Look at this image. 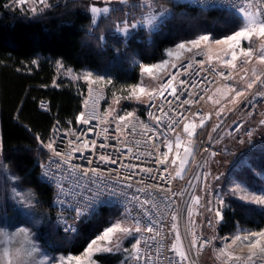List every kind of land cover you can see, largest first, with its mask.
<instances>
[{"label":"built area","instance_id":"built-area-1","mask_svg":"<svg viewBox=\"0 0 264 264\" xmlns=\"http://www.w3.org/2000/svg\"><path fill=\"white\" fill-rule=\"evenodd\" d=\"M184 2L193 8H220L232 12H240L242 9L252 7L255 11L261 9V15L264 16L262 0H184ZM260 42L261 38L253 43L255 50L259 49ZM246 59L245 57L239 58L235 62L236 68H231L213 62L206 48L195 49L163 80L165 82L175 74L172 83L177 89L176 97L169 95L168 90H165L162 99L159 95V87H157L153 90L156 92L155 97L149 95L142 112L134 113L120 123L119 133L114 131L115 124L113 123V119L118 115L109 114L106 110L109 103L107 90L100 86L89 87L85 94L82 112L86 117L95 112L98 119L88 125L78 120L77 125L72 127H64L59 121H55L42 143L46 159L41 167L40 178L54 191L53 207L61 233L75 234L82 217L99 216L103 209L117 207L125 211L130 210L131 217L141 220L142 225L149 224L148 217L151 216L162 229L154 239H149L152 236L150 233L142 231L139 234V252L136 251L132 264H169L166 257H171L175 264L178 257L169 251L173 243L176 244L178 250L188 253L189 260L186 264H264V260L258 257H254V262L248 261L246 258L249 255V248L241 241L238 248H232L230 236L220 233L221 225L225 220L224 206L223 219L219 221L214 212L208 211L209 207L218 206L217 196H222L220 189L213 184L216 172L211 168L212 165L217 163L221 165L218 170H222L231 164L233 158L247 150L264 147V125L260 123L264 120V94H256L249 98L235 111L237 117L228 125L225 135V138L234 144L233 148L220 146L225 139L221 135L222 127L213 131L214 104L220 100V88L232 89L234 87L236 77L250 66L254 57L244 63ZM186 65L191 66L186 71H179ZM221 72L224 73L223 76L220 75ZM182 80L185 81L184 84L180 83ZM185 99L196 101V103L183 104ZM153 103L155 107H152ZM39 109L49 112V102L40 101ZM181 112L187 116V119L179 126L171 124V121L182 119L178 115ZM197 113H201L205 119L210 115V123L204 129L203 134L191 137V145L188 144V137H186L182 147L177 149L176 138L183 136L184 124L191 123L193 127L201 124V116H197ZM155 116L160 117L159 125L153 119ZM140 122L159 130L154 139H148L153 134L146 132ZM227 123L228 121L223 127ZM238 125L242 126L238 127ZM169 126L174 131H170ZM93 127L94 132H89L87 138L88 140L95 139V152L110 154L113 158H117L116 164L99 161L97 155L93 154L90 149H84L78 143L68 145V140H75L77 135L85 129ZM65 133L67 139L64 137ZM53 140L55 143H52ZM101 143L110 147L101 149L99 147ZM169 143L172 144L173 151L168 155V163L157 164V159H162L160 153L167 152ZM49 144H52L51 148ZM185 147L191 149V154L187 155L186 159ZM71 148L80 149L73 153L75 158L72 160V164L78 167L73 171H65L66 166L57 162L67 159V153ZM205 148L208 152L204 151ZM128 149H131V153ZM57 151L65 153L63 158L56 156ZM177 151L180 152L179 157L176 156ZM213 151L218 153L215 157L210 155ZM149 152L153 155L149 156ZM88 159H91V164L87 162ZM173 160L175 164L172 163ZM182 161L184 162L183 169L180 167ZM122 165H137V167L133 169ZM84 167L98 168L100 171L96 174L90 172L89 176L85 177L80 172V169ZM141 168L153 171L142 172ZM165 168H167L166 173L163 172ZM133 171L138 172L139 175L125 180L124 177ZM46 172L47 175H45ZM177 172L180 176H177ZM206 172L212 174L208 176L207 182L203 179ZM161 173L164 174L166 180L153 179V177H159ZM53 174H55V179L52 178ZM198 177L200 179H197ZM61 181L70 186L65 187L64 192L71 191V196L64 198V203L60 202L62 197L56 186ZM124 184H131L132 187H124ZM155 184H159L161 189H170V191H158L156 188L148 187ZM137 189H144V191L137 192ZM134 192L141 199L147 198L155 205V207L151 205L146 207L143 210L146 213L144 216L137 214L138 202L130 199ZM174 193L182 195L174 196ZM196 196L201 197L199 203L195 202ZM166 197L168 199H165ZM173 215L177 217L175 223L178 226L181 243L176 239V231L171 230V225L174 223ZM70 225L76 231L66 230V227ZM193 241H195L194 247L192 246ZM204 241H210V243L205 244ZM137 255L140 259H136ZM237 257L239 259H236Z\"/></svg>","mask_w":264,"mask_h":264},{"label":"trees","instance_id":"trees-1","mask_svg":"<svg viewBox=\"0 0 264 264\" xmlns=\"http://www.w3.org/2000/svg\"><path fill=\"white\" fill-rule=\"evenodd\" d=\"M11 1L0 0V163L21 186L36 192L42 210L54 213V191L40 178L46 159L42 143L55 121L64 127L77 125L88 89L69 74L89 71L111 81V90L129 88L141 81L137 60L154 64L164 60L167 50L180 42L201 33L223 37L240 27L239 17L232 11L179 3L159 29L151 34L137 31L125 39L115 31L110 18L103 17L94 26L83 2L62 0L40 15L27 16L7 7ZM42 100L49 102V112L39 109ZM256 166L264 172V161ZM118 209L107 207L98 219L82 224L72 251L83 252L86 241L103 231L115 214L112 210ZM261 229L264 209L229 202L220 228L222 235ZM36 232L46 249L59 250L67 243L51 222ZM98 260L115 264L108 255Z\"/></svg>","mask_w":264,"mask_h":264},{"label":"rangeland","instance_id":"rangeland-1","mask_svg":"<svg viewBox=\"0 0 264 264\" xmlns=\"http://www.w3.org/2000/svg\"><path fill=\"white\" fill-rule=\"evenodd\" d=\"M60 1L62 0H43V2H41V0H23V2H21V0H13L7 4V7L16 9L23 15L37 16ZM74 1L86 4L93 16L94 26L98 24L101 18H110L115 26V31L125 39L133 36L137 31H144L147 34L153 33L173 14L174 6L176 4L185 3L184 0H151L153 7L150 9L145 5L144 0ZM92 8H95L97 11L93 12ZM104 9H108V11L105 12ZM245 9L253 13L256 12L252 7H247ZM150 14L155 17L151 23L148 22ZM234 14L239 17L241 26L243 23L241 11L234 12ZM122 22L128 23L129 28L127 32H123L117 27L118 25L122 27ZM132 24H135L136 26L131 27ZM257 40L256 37H253L252 47L253 43ZM188 41L180 43H187ZM178 45L167 50V53L169 51L173 52L172 56L167 55L164 60L154 63L163 64V67L154 68L152 73L144 72L140 65L152 66L154 64H142L137 60L135 65L139 66L141 81L138 85L129 88L111 90V84L106 77L89 71H84L81 74L70 73L69 76L75 82H84L87 84L88 88L91 86L104 87L109 95V103L106 107L109 114L119 116L129 112L133 114L140 113L144 109L150 93L159 87L165 77L195 50L188 51L187 49H179ZM243 46L247 48L249 45L245 43ZM200 48H206L209 51L213 62L221 66H226L223 61L227 57L222 48H217L214 44H212L210 48L206 45H201ZM261 55H264V38H261L258 50H255L253 47L252 57H254V59L250 66L235 79V85L233 88H235L236 91L245 90V95L237 97L236 92L232 91L233 88L225 90L224 92L228 94V96L225 97L226 100H223L220 105L221 107L218 110L214 109L213 128L219 123V127H222L221 135L224 138L228 125L237 117V113L235 112L237 110L236 108L243 105L244 102L256 94H264V87H262V82H264V63L259 60ZM239 58L244 57L241 56ZM165 61L166 63H164ZM253 71L260 75L261 80L254 83L251 89H247L246 86L248 82L255 80ZM242 77H244V79H242ZM133 87H143L146 91L142 94L137 92L133 95L131 92ZM261 90H263V92H261ZM217 113H220V115L217 116ZM209 119L210 118H206L204 120L203 127H201L200 124L199 126L190 129V131L194 133L193 136L203 134L204 129H206L210 123ZM221 121L223 122L221 123ZM227 121L228 123L223 127L224 123ZM186 137H188V134L184 132L183 136L180 137V140L184 142ZM220 146L233 148L234 144L228 138H225ZM261 161H264V147L247 150L245 153L233 158L231 164L222 170H218L221 165L217 163L212 165L211 168L216 172L215 176L220 177L219 180L214 179L213 184L215 187H218L222 193L225 212L229 206V202L233 200L251 205L255 208H261L260 206L249 203L247 200L240 199L244 193L239 189H237L235 194L232 193V189L236 186V183L240 182L246 184L248 189L264 187V180H262L264 172L256 166L261 163ZM37 201L38 197L36 192L31 188L21 186L18 178L12 175L4 164L0 163V231H5L11 235L16 233L19 228H24L28 234L27 239H25L24 233H19L11 243L4 238H0V257H3L5 248L19 249L21 252L27 249H32L30 255L27 257V264H102L98 260V257L104 255L113 257L115 264H132L136 253L134 244L136 240H139L140 233L133 232L130 235H125L121 232H116L110 237L111 244L97 240V244L92 246L93 251L91 253L87 252L88 245L84 251L79 254L72 251V248L76 246L75 240L79 235L81 225L90 220L98 219L100 215L82 217L77 232L72 235H64L67 239L65 247L63 246V248L59 250L44 248L37 238L36 230L51 222V224L54 225L55 230L59 231V233L61 231L59 230L55 213L42 210ZM112 211H114L115 214L106 221L104 229L111 222H121V218L126 214V211L123 209ZM132 223H134V221L130 216L127 222H121V227H129ZM248 232H239L238 234L236 233V235H242ZM100 234H102V231L98 235ZM236 235H230V245L232 248L239 247L240 241H236L235 243L232 242ZM179 240L181 243L180 235ZM107 247H111L112 250H103ZM75 257H79L80 259L77 260Z\"/></svg>","mask_w":264,"mask_h":264},{"label":"snow or ice","instance_id":"snow-or-ice-1","mask_svg":"<svg viewBox=\"0 0 264 264\" xmlns=\"http://www.w3.org/2000/svg\"><path fill=\"white\" fill-rule=\"evenodd\" d=\"M21 2H23V0H21ZM41 2H43V0H41ZM262 2H264V0H262ZM144 3L150 9L153 7L151 0H144ZM92 11L95 12L97 10L95 8H92ZM104 11L107 12L108 9H104ZM261 11H262L261 9H258L255 13H253V12H250L246 9H242L241 14H242V18H243V23L239 28L235 29L234 31L230 32L229 34H227L223 37L214 36L212 33H201L198 35V37L192 38L187 43H179L178 48L179 49H187L188 51H192L193 49H200L201 45H206V46H209V48H210L211 45L214 44L217 48H222L224 50V54L227 58L223 61V63L226 66H230L231 68H236L235 62L241 56L247 58L244 61V63H247L250 61V59L252 57V52H253V47H252L253 37H256L257 39L264 38V16L261 15ZM154 19H155V17L150 14L148 22L151 23L152 20H154ZM135 26H136L135 24L131 25V27H135ZM117 27L121 31L127 32L129 25L127 22H122V27L120 25H118ZM245 43H247L249 45L247 48H245L243 46ZM167 55L172 56L173 52L169 51L167 53ZM259 60L262 63H264V55H261L259 57ZM164 63H166V61ZM190 66L191 65H186L183 69H180L179 71H186L187 68ZM140 67H142L144 72L152 73L154 68L163 67V64H154L152 66L140 65ZM220 75L223 76L224 73L221 72ZM253 75L255 77V80L248 82V84L246 86L247 89H251L253 87L254 83L261 80L260 75L256 74L255 71H253ZM89 79H90V77H89ZM174 79H175V74H173L168 80H166L165 82L160 84L159 95L161 96L162 99L164 98L165 90H168L169 95L176 97L177 89L173 86V83H172ZM242 79H244V77H242ZM108 82L110 83L111 81H108ZM180 83L184 84L185 81L182 80V81H180ZM262 87H264V82H262ZM145 91L146 90L143 87H139V88L133 87L131 90L133 95H135L137 92L142 94ZM232 91L236 92L237 97L245 95V90L236 91L235 88H233ZM155 95H156L155 91L150 93V96H152L153 98L155 97ZM137 98H139V97H137ZM168 103H171V101H168ZM192 103H196V101H191L189 99H185L183 101V104H192ZM152 107H155L154 103L152 104ZM160 111L162 112L163 109L161 108ZM221 111H222V109H221ZM132 115H133V113L129 112V113L122 114V115L115 117L113 119V123L115 124L114 131L119 133L120 132V123L127 120ZM178 115L180 117H182V119L179 121H171L170 122L171 124H176L177 126H179V124L183 123V121L187 119V116L183 112L178 113ZM196 115L201 116V127H203L205 118L202 117L201 113H197ZM219 115H220V113H217V116H219ZM207 118H210V115ZM97 119H98V117L95 114V112L91 113L88 117H86L83 112H81L80 115L78 116V120L80 121V123H82L84 125L91 124V122L93 120H97ZM153 119H155L157 125L160 124V117L159 116H155V117H153ZM222 122L223 121H221V123ZM140 123L142 124V126L146 132H150L153 134L152 137L148 138L149 140L154 139L155 136L159 133V130L156 127H150L147 124H143V122H140ZM260 123L262 125H264V120L260 121ZM219 126H220V124L218 123L216 125V127L213 128V131H215L216 128H218ZM239 126H242V125H238V127ZM192 127H193V125L191 123L184 124V127H183V131L188 134V144L189 145H191V143H192L191 137L194 135V133L192 131H190V129ZM94 130H95L94 127L90 128V129H85L84 132H82L80 135H77L75 140H68V145L71 146L73 144L78 143L84 149H90L93 152V154L97 155L99 161L116 164L117 158H113L110 154L96 153L95 152V149H96L95 139L88 140V138H87V134L89 132H94ZM169 130L174 131V129H172L170 126H169ZM103 131L106 132L107 129H103ZM249 135H251V134L249 133ZM64 137H65V139H67L66 133L64 134ZM81 137H83V139ZM118 142H120V141H118ZM52 143H55V141L53 140ZM137 143H139V142H137ZM182 144H183V142L180 140L179 136H177L176 148L180 149L182 147ZM48 146L51 148L52 144H49ZM99 147L101 149H103V148L110 147V146L107 144L101 143L99 145ZM77 151H80V149L79 148H71L70 151L67 153V159H61V161H59L57 163L66 166L65 171H73V170L77 169L78 166L72 164V160L75 158L73 156V153H75ZM172 151H173L172 144L171 143L167 144V152L160 153V156L162 157V159H157V161H156L157 164H167L168 163V155ZM204 151L208 152V149L205 148ZM128 152L131 153V149H128ZM184 152L186 154L185 155V159H186L187 155L191 154L190 147H185ZM217 154L218 153L215 151L210 153V155L212 157H215ZM64 155H65V153H63L62 151L56 152V156H58V157L63 158ZM81 155H83V153H81ZM148 155L152 156L153 153L149 152ZM176 156L177 157L180 156L179 151L176 152ZM85 159H87V157H85ZM87 162L89 164L92 163L91 159H88ZM172 163L175 164V160H173ZM122 166L123 167H131L133 169H135L137 167V165H122ZM180 167H181V169H183V167H184L183 161H182ZM99 171L100 170L98 168L89 169L87 167H84V168L80 169L81 175L85 176V177L89 176L90 172L92 174H96ZM140 171L150 173L153 170L148 169V168H141ZM163 172L166 173L167 168H165L163 170ZM45 175H47V172L45 173ZM61 175H63V172H61ZM137 175H139V173L136 171H133V172H131L130 175L125 176L124 179L129 180V179H132L133 177H135ZM211 175H212L211 172H206L204 174V177H203L204 181L207 182L208 176H211ZM177 176H180L179 172H177ZM52 178L53 179L56 178L55 174H53ZM153 179L166 180L163 173H161L159 175V177H153ZM197 179H200V178L198 177ZM213 179L219 180L220 177L215 176V177H213ZM262 180H264V177H262ZM77 182H79L78 179H77ZM137 183H140V181H137ZM56 186L61 193L62 198L60 199V202L64 203L65 202L64 198L71 196V191L70 192H64V188L70 187V186L66 185L63 181L58 183ZM123 186L127 187V188L132 187L131 184H124ZM205 186L207 187V183H205ZM148 187L156 188L158 191H162V190L170 191V189H161L159 184L149 185ZM237 189H239L241 192L244 193L240 197V199L247 200L249 203L255 204L257 206H260L262 209H264V187L248 189L246 184H244L243 182H240V183H236V186L232 189V193L235 194ZM143 191H144V189H137V192H143ZM173 195L175 196V195H182V194L174 193ZM130 199L132 201L138 202L137 214L140 216L146 215V213H144L143 210L146 207H148L149 205H151L152 207H155V205L152 203L151 200H149L147 198L141 199L135 192L131 194ZM165 199H168V198L166 197ZM194 199H195L196 203H199L201 197L196 196ZM37 203H39V201H37ZM216 203L218 206L215 208L209 207L208 211L214 212V215H215L217 221H219V220L223 219V212H222V209L224 206L223 196H217ZM174 211H175V209H174ZM130 216H131L130 210L126 211V214L121 218V222H127ZM131 219L134 221V223H132L131 226H129V227H121V222H111L102 231V234L98 235L94 239H90V240L86 241V243L88 245L87 252L91 253L93 251L92 246L97 244V240L105 241L108 244H111L110 237H112V235L116 232H121L125 235H130L133 232L141 233L142 231H144V232L152 234V236L149 237V239H154L156 236H158L160 234V231H162V229L160 227H158L157 221L152 219L151 216L148 217L150 223L147 225H142L141 220L136 219V217H131ZM176 219H177L176 215H173L172 220L174 221V223H172V225H171V230L176 231V239L178 241L179 240V232H178V226L175 223ZM209 225H211V221H209ZM66 230L76 231V229L71 225L67 226ZM19 233H24V237H25V239H27L28 234H27L26 229H24V228H19L16 233H13L11 235H9L5 231H0V238H4L9 243H11L12 241L15 240L16 236L19 235ZM236 241H242V243H244L249 248V255L246 258L248 261L254 262V257H258V258L264 260V229H261L258 231L248 232V233L243 234V235H236L232 242L235 243ZM204 243L205 244L210 243V241H204ZM139 245H140V240H136L134 247H135L137 252H139ZM192 246L193 247L195 246V241L192 242ZM103 250L111 251L112 249H111V247H107V248H104ZM31 251H32V249H27V250H24L23 252H21V250H19V249L5 248L3 257H0V264H27V257L30 255ZM169 251H171L172 253H174L178 257V259L175 261V264H186V262L189 260L188 253L185 251L178 250L175 243L172 244ZM145 258L148 259L150 257H145ZM75 259L79 260L80 258L75 257ZM136 259H140V256L137 255ZM166 259H168L169 264H173L171 257H166ZM236 259H239V257H237Z\"/></svg>","mask_w":264,"mask_h":264},{"label":"crops","instance_id":"crops-1","mask_svg":"<svg viewBox=\"0 0 264 264\" xmlns=\"http://www.w3.org/2000/svg\"><path fill=\"white\" fill-rule=\"evenodd\" d=\"M225 90H229V89H226L224 87L220 88V100L215 102V104H214V109L215 110H218L221 107L220 105L223 102V100H226L225 97H227L228 94L224 92ZM234 111H235V109H234Z\"/></svg>","mask_w":264,"mask_h":264},{"label":"bare ground","instance_id":"bare-ground-1","mask_svg":"<svg viewBox=\"0 0 264 264\" xmlns=\"http://www.w3.org/2000/svg\"><path fill=\"white\" fill-rule=\"evenodd\" d=\"M242 242V241H241Z\"/></svg>","mask_w":264,"mask_h":264}]
</instances>
